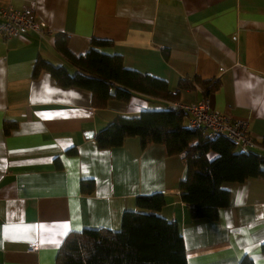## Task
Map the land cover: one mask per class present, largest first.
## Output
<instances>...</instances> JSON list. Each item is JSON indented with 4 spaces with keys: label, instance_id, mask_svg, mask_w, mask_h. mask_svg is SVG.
<instances>
[{
    "label": "crops",
    "instance_id": "1",
    "mask_svg": "<svg viewBox=\"0 0 264 264\" xmlns=\"http://www.w3.org/2000/svg\"><path fill=\"white\" fill-rule=\"evenodd\" d=\"M0 7L31 11L47 32L0 36V264H55L70 232L118 230L136 197L157 193L166 203L160 216L178 224L187 264L243 257L264 264V177L224 184L230 201L217 219L192 220L179 197L180 157L162 145L141 149L137 139L101 150L93 139L117 116L166 103L133 97L96 109L88 91L62 88L45 71L33 77L38 59L76 72L55 50L56 35L75 57L92 39L107 40L112 46L101 53L119 55L125 68L166 81L172 92L184 78L217 81L211 107L248 121V135L261 143L264 0H0ZM202 91H182L178 104L200 100ZM84 181L93 182L91 195L82 193Z\"/></svg>",
    "mask_w": 264,
    "mask_h": 264
},
{
    "label": "trees",
    "instance_id": "2",
    "mask_svg": "<svg viewBox=\"0 0 264 264\" xmlns=\"http://www.w3.org/2000/svg\"><path fill=\"white\" fill-rule=\"evenodd\" d=\"M111 46L110 41L92 39L87 53L75 57L68 51L67 38L56 35L55 50L76 72L69 74L64 68L38 59L33 77L45 71L62 88L88 91L96 109L106 108L109 101L128 103L133 97L166 103L162 111L115 117L95 134L94 142L98 149L106 150L137 139L141 149L154 144L164 146L170 157L183 154L185 176L178 187L180 200L192 220H216L218 211L230 201L223 185L263 178L264 152L242 151L226 137L208 139L200 131L187 129V115L176 106L180 93L200 88L209 98L219 88L217 81L184 78L172 92L166 81L127 69L119 55L98 50ZM10 127L6 126V133ZM255 143L264 149V140ZM210 153L215 154L213 159L208 157ZM81 188L82 193L91 195L94 184L84 181ZM165 204L161 193L138 196L135 209L123 213L118 230L86 228L70 232L57 251L55 264H187L178 224L159 214ZM260 251L264 257V245ZM239 264L253 262L243 257Z\"/></svg>",
    "mask_w": 264,
    "mask_h": 264
},
{
    "label": "built area",
    "instance_id": "3",
    "mask_svg": "<svg viewBox=\"0 0 264 264\" xmlns=\"http://www.w3.org/2000/svg\"><path fill=\"white\" fill-rule=\"evenodd\" d=\"M46 33L44 24L34 18L31 11L0 7V36L10 38L34 34L42 37ZM176 106L187 115L186 127L189 131H200L208 139L226 137L242 151L258 149L248 135V121L214 110L209 98L203 96L193 103ZM182 157L183 154L180 155Z\"/></svg>",
    "mask_w": 264,
    "mask_h": 264
},
{
    "label": "water",
    "instance_id": "4",
    "mask_svg": "<svg viewBox=\"0 0 264 264\" xmlns=\"http://www.w3.org/2000/svg\"><path fill=\"white\" fill-rule=\"evenodd\" d=\"M170 108L175 109L176 107L175 106H170ZM90 137H92V134H90Z\"/></svg>",
    "mask_w": 264,
    "mask_h": 264
},
{
    "label": "rangeland",
    "instance_id": "5",
    "mask_svg": "<svg viewBox=\"0 0 264 264\" xmlns=\"http://www.w3.org/2000/svg\"><path fill=\"white\" fill-rule=\"evenodd\" d=\"M253 151H256V150H253Z\"/></svg>",
    "mask_w": 264,
    "mask_h": 264
}]
</instances>
